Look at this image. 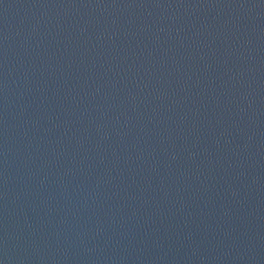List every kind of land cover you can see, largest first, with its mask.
<instances>
[{
  "label": "water",
  "instance_id": "1",
  "mask_svg": "<svg viewBox=\"0 0 264 264\" xmlns=\"http://www.w3.org/2000/svg\"><path fill=\"white\" fill-rule=\"evenodd\" d=\"M0 264H264V0H0Z\"/></svg>",
  "mask_w": 264,
  "mask_h": 264
}]
</instances>
